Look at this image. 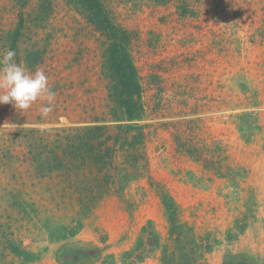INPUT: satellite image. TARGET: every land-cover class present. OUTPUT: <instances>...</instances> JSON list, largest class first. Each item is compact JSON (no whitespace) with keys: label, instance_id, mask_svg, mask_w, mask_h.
<instances>
[{"label":"rangeland","instance_id":"obj_1","mask_svg":"<svg viewBox=\"0 0 264 264\" xmlns=\"http://www.w3.org/2000/svg\"><path fill=\"white\" fill-rule=\"evenodd\" d=\"M102 3L143 87L130 130L82 7L0 0V54L56 92L47 118L0 104V264H177L165 195L207 264H264L234 246L264 243V0Z\"/></svg>","mask_w":264,"mask_h":264},{"label":"trees","instance_id":"obj_2","mask_svg":"<svg viewBox=\"0 0 264 264\" xmlns=\"http://www.w3.org/2000/svg\"><path fill=\"white\" fill-rule=\"evenodd\" d=\"M86 13V18L108 39L105 67L110 73L113 84L110 86L109 96L111 101L126 114L134 123L120 124L119 129L138 126L141 117V96L143 87L138 68L130 53L131 33L124 27L116 24L108 15L102 0H74ZM22 26V25H21ZM21 30V29H20ZM20 30L16 32L14 40L18 39ZM16 44V41H13ZM99 128V127H96ZM102 138V137H101ZM109 138V137H106ZM118 140V138H116ZM55 152L52 153L54 155ZM96 156V157H95ZM107 153L94 155L100 163L106 160ZM56 158V156H55ZM163 203L170 214L172 225L171 235L174 245L181 250V257L177 264H207L199 249L194 230L186 224L179 223L176 215V207L168 196H163ZM186 236V239H185ZM68 253V251H66ZM173 254V253H172ZM174 255V254H173ZM71 257H74L71 255ZM234 258L236 256H233ZM176 258H171L168 251L164 256V264H175ZM180 262V263H179ZM244 264H257L255 261Z\"/></svg>","mask_w":264,"mask_h":264},{"label":"clouds","instance_id":"obj_3","mask_svg":"<svg viewBox=\"0 0 264 264\" xmlns=\"http://www.w3.org/2000/svg\"><path fill=\"white\" fill-rule=\"evenodd\" d=\"M15 57L16 52L11 49L0 54V104H11L21 113L40 104L41 118H47L53 111L56 92L45 70H29L17 64Z\"/></svg>","mask_w":264,"mask_h":264},{"label":"crops","instance_id":"obj_4","mask_svg":"<svg viewBox=\"0 0 264 264\" xmlns=\"http://www.w3.org/2000/svg\"><path fill=\"white\" fill-rule=\"evenodd\" d=\"M261 230L264 232V229L261 227V225H259ZM239 237V235H238ZM241 241L239 240L236 241L235 245H238V249L236 251H242V252H247L248 254H253L254 256H256L257 258L263 259L264 258V243L263 244H258L255 241L251 240V241H244L245 245L240 247L241 244H239ZM243 242V241H242ZM235 251V252H236ZM209 257V255H208ZM212 257L210 256V260H208L210 262V264H217L214 263V261L211 259Z\"/></svg>","mask_w":264,"mask_h":264}]
</instances>
